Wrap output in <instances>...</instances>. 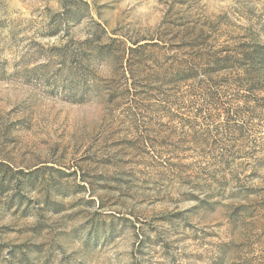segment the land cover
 I'll use <instances>...</instances> for the list:
<instances>
[{
  "label": "rangeland",
  "instance_id": "374dc122",
  "mask_svg": "<svg viewBox=\"0 0 264 264\" xmlns=\"http://www.w3.org/2000/svg\"><path fill=\"white\" fill-rule=\"evenodd\" d=\"M0 264H264V0H0Z\"/></svg>",
  "mask_w": 264,
  "mask_h": 264
},
{
  "label": "trees",
  "instance_id": "16d2710c",
  "mask_svg": "<svg viewBox=\"0 0 264 264\" xmlns=\"http://www.w3.org/2000/svg\"><path fill=\"white\" fill-rule=\"evenodd\" d=\"M131 52L133 53L132 49H131ZM132 61H133V56L131 55V58H128L127 59V64H128V68H131L133 66L132 64ZM224 61H219V64L223 63Z\"/></svg>",
  "mask_w": 264,
  "mask_h": 264
}]
</instances>
